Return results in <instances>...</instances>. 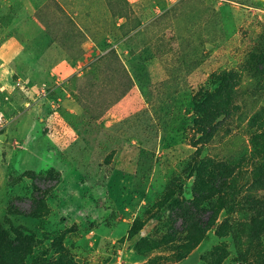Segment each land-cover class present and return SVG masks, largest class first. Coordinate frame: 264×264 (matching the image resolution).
Listing matches in <instances>:
<instances>
[{
  "label": "rangeland",
  "instance_id": "374dc122",
  "mask_svg": "<svg viewBox=\"0 0 264 264\" xmlns=\"http://www.w3.org/2000/svg\"><path fill=\"white\" fill-rule=\"evenodd\" d=\"M263 27L264 0H0V47L35 66L9 56L0 74V264H236L248 243L231 229L248 223L219 207L223 165L264 166V146L245 120L215 132L208 109L201 125L192 99L243 67ZM109 50L132 89L92 122L71 80ZM48 169L57 184L30 179ZM246 263L264 264V233Z\"/></svg>",
  "mask_w": 264,
  "mask_h": 264
},
{
  "label": "trees",
  "instance_id": "16d2710c",
  "mask_svg": "<svg viewBox=\"0 0 264 264\" xmlns=\"http://www.w3.org/2000/svg\"><path fill=\"white\" fill-rule=\"evenodd\" d=\"M244 74L248 76L249 81L247 84L241 85L240 80ZM71 82L77 86L80 83L82 96L86 100L90 99V101L83 99L81 101L77 98L76 105L92 122H97L103 112H107L118 104L132 89L131 79L114 50H109L95 58L85 67L83 76L80 79H72ZM213 84H217L218 88L210 92L201 88L192 99L194 112L201 119V125L206 122L205 114L208 109L213 113L217 112L222 117L221 122L212 130L215 132L245 120V128H247L245 131L250 135V142L255 144L257 141L258 144L264 146V121L259 117L262 107H259L252 115H248L247 111V105L252 98L264 103V27L248 53L243 67L240 70L224 73L221 77L214 79ZM251 105L253 104L251 103ZM96 108L101 111L94 116ZM198 122L199 119H196L195 123ZM203 132L206 134V131ZM42 135L48 136L47 131ZM210 136L205 137L209 138ZM49 137L55 140L58 147L64 152L59 143L60 137L56 135ZM240 161L239 159L237 163L240 164ZM228 164L224 162L223 165L226 176L222 179L225 184L220 191L221 203L219 207L226 215L242 214L247 218V227L239 222L234 224L231 229L236 245L239 244L240 236H246L247 248L244 252L239 253L240 257L236 264H247L250 246L257 247L260 236L264 233V166H255L252 171H247L235 168L237 166L235 164L227 167ZM28 173L32 174L30 179L35 182L53 181L56 184L59 182L60 175L53 169L36 175L30 171ZM34 189L37 191L36 187ZM46 193H41V197L38 198H42V200L39 202L43 201ZM167 200L162 204V211L166 209L167 204L173 202ZM63 237L64 235H62V239ZM183 260L185 258L177 260L176 263ZM58 262L59 264H75L66 259H60Z\"/></svg>",
  "mask_w": 264,
  "mask_h": 264
},
{
  "label": "crops",
  "instance_id": "0c3cea01",
  "mask_svg": "<svg viewBox=\"0 0 264 264\" xmlns=\"http://www.w3.org/2000/svg\"><path fill=\"white\" fill-rule=\"evenodd\" d=\"M9 56H12L13 61L18 60V62H19L18 64L20 65V67L27 65L28 68H35L34 62L32 60H30V57L22 50V48L20 46L16 45L12 41H7V42H5V44L2 47H0V74L2 73L1 71L4 69L3 67H8L9 59H10ZM19 69H21V68H19ZM0 82H1V77H0ZM121 102L122 101H120L118 104L113 106L112 109L110 110V112H114V113L117 112L119 109V106L122 104ZM57 147H58V145H57ZM58 148L60 149V147H58ZM133 255H135L134 256L135 259H138V260H141V259L143 260V258H144V257L137 255V254H133ZM134 264H137V262H134Z\"/></svg>",
  "mask_w": 264,
  "mask_h": 264
},
{
  "label": "built area",
  "instance_id": "2783aa9c",
  "mask_svg": "<svg viewBox=\"0 0 264 264\" xmlns=\"http://www.w3.org/2000/svg\"><path fill=\"white\" fill-rule=\"evenodd\" d=\"M106 264H126L124 255L117 253L115 256H112L111 260H109Z\"/></svg>",
  "mask_w": 264,
  "mask_h": 264
}]
</instances>
